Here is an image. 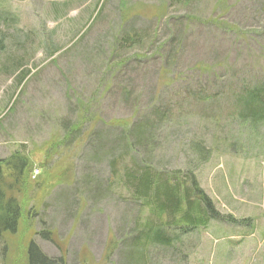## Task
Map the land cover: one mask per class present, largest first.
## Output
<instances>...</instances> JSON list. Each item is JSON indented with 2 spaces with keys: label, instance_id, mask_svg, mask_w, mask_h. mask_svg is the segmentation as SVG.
Instances as JSON below:
<instances>
[{
  "label": "rangeland",
  "instance_id": "1",
  "mask_svg": "<svg viewBox=\"0 0 264 264\" xmlns=\"http://www.w3.org/2000/svg\"><path fill=\"white\" fill-rule=\"evenodd\" d=\"M13 154L32 163L31 225L3 235L0 264H26L32 241L50 264L141 250L144 264H264V0H0V160ZM144 165L192 173L229 220L138 246L159 222L123 172Z\"/></svg>",
  "mask_w": 264,
  "mask_h": 264
},
{
  "label": "trees",
  "instance_id": "2",
  "mask_svg": "<svg viewBox=\"0 0 264 264\" xmlns=\"http://www.w3.org/2000/svg\"><path fill=\"white\" fill-rule=\"evenodd\" d=\"M24 76L25 74L20 76V81L25 80ZM251 94L254 98H258V92L252 91ZM250 104L251 101L247 103V105ZM80 128L81 125L73 123L64 132L62 141H69L71 135L79 131ZM60 142L57 138L51 143V146H58ZM129 146L131 147L130 144ZM198 156L199 161L204 162L209 158V153L201 149L198 151ZM31 169L32 163L24 154H13V156L0 160V240L4 234H15L20 227L25 231L31 225L27 211L23 209L29 200L27 173ZM123 173V184L125 183L131 191V197L140 200L142 205L147 206L149 213L155 216L159 222L157 225L159 228L154 230L150 225L144 226L145 231L143 235L141 234L144 236V243L143 239L139 243L138 236L134 241L140 247H143L147 241L151 242L157 239L164 242L165 246L169 245L170 240L159 239V235L162 233L161 227H179L183 220H189L192 227L195 224H205L209 219L229 220L227 216L215 209L212 201L199 187L192 173H189L188 177L186 174L181 176L179 171L166 173L147 165L142 166L139 171L130 169ZM162 214H166L164 219H162ZM39 234L46 239L48 231H42ZM24 251L26 264H50L49 260L58 262L55 258L45 256L34 241L28 243ZM135 256L133 255V258ZM137 257L140 261L135 260V263L144 264L147 252L141 250Z\"/></svg>",
  "mask_w": 264,
  "mask_h": 264
}]
</instances>
